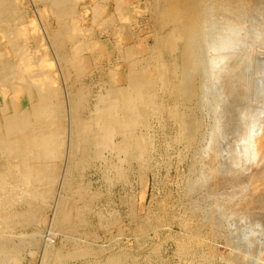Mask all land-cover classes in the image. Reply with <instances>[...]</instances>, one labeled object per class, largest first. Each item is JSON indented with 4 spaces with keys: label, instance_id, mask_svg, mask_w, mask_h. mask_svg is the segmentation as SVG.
Segmentation results:
<instances>
[{
    "label": "rangeland",
    "instance_id": "374dc122",
    "mask_svg": "<svg viewBox=\"0 0 264 264\" xmlns=\"http://www.w3.org/2000/svg\"><path fill=\"white\" fill-rule=\"evenodd\" d=\"M11 1L19 7L18 26L25 32L27 46L32 48V61L42 59V50L52 58L57 83L62 85L64 138L49 195L31 202L28 195L27 198L21 195L17 198L19 201H13L10 207L12 222L0 234H3L0 236V264H252L256 261L253 237L247 242L244 231L239 230L241 222L238 228L233 226L239 217L216 214V206L221 212L225 210V214L236 213V209L237 213L243 212L241 203L229 199V186L214 189L202 181L207 172L203 149L214 119L209 107L212 97L205 93L202 78V60L208 54L202 53L197 47L200 45H196L197 50L192 51V56L188 54V49L185 51L188 40L183 36L174 38L176 23H164L161 11L174 5L177 9L172 8L171 12L178 10L177 14L184 15L191 0H69L75 9L74 15L63 18L68 30L61 29L62 21L54 11L52 0ZM61 7L65 8L66 4ZM71 32L77 36L75 45L69 41ZM79 43L82 47L78 55L80 63L71 65L68 58L63 59L64 51L77 49ZM157 49L162 53L156 52ZM186 56L197 66L193 65L192 70L197 69V72L193 70L192 76L185 72ZM160 58L166 65L169 63L168 68L174 67L175 78L169 85H173L175 91L171 86L168 92L159 91L156 103L160 101L164 108L154 109L155 112L143 116L142 122L135 126V135L145 139V143L149 141L143 159L127 156L113 150L114 147L86 145L83 153L75 150L79 141L77 118L94 116L102 99L109 96L117 81L116 71L124 75L116 85L128 88L131 79L129 59L136 69L142 70L151 68ZM9 76V82L4 85V77L0 75V87L3 86L0 89L6 95L12 93L13 85L18 82ZM188 77H193L191 83ZM179 82L186 88L191 84L190 91L185 87L183 91L180 86L182 91L178 92ZM75 105L78 106L76 109ZM170 112L186 118V127L179 139ZM120 140V136L114 137L113 144ZM7 195L3 194L4 197Z\"/></svg>",
    "mask_w": 264,
    "mask_h": 264
},
{
    "label": "bare ground",
    "instance_id": "6f19581e",
    "mask_svg": "<svg viewBox=\"0 0 264 264\" xmlns=\"http://www.w3.org/2000/svg\"><path fill=\"white\" fill-rule=\"evenodd\" d=\"M154 1L158 2L159 0ZM12 3L11 0H0V75L4 77L2 82L4 85L9 82V75L18 81L13 85L11 94L6 95L5 91L0 89V234L2 229L12 222L11 215L13 217V214L10 212V207L13 201L21 195H28L30 202L35 198L42 200L46 194L49 195L55 181L56 160L61 155L64 138L62 123L64 105L60 93L62 85L59 86L57 83L52 58L42 50V59L32 61V48L29 49L27 46L25 32L18 26L19 7ZM51 3L55 13L61 18V29L68 30L63 18L74 15L75 8L71 5V1L52 0ZM61 4L62 6L66 4V7L62 8ZM158 4L156 5L159 6ZM188 4L185 7L184 15L183 13L177 14L178 10L171 12L174 5L171 6V9L167 5L168 9L166 10L165 7V10L161 11L164 13L162 16L164 23H176L175 31L173 30L176 32L174 38L183 36L185 40H188L187 43L185 42V51L188 49V54L190 53L192 56L194 54L192 51L197 50V47L201 48L202 53L208 54L207 56L203 54L205 57L202 60L204 71L202 78L205 93L212 97H210L212 101L209 107L214 119L209 128L208 141L203 149L204 168L207 172L202 181L209 186H214V189L230 187L231 191L227 196L230 197V200H238L244 211L237 213L236 209V213L225 214V210L221 212L216 204V214L221 217L225 215H228L226 217L229 218L239 217V221L234 220V228H238L237 226L241 222L239 230L244 231L243 236L246 237V240L252 236V242L256 244L257 258L256 261L252 260L254 261L252 264H264V0H191ZM21 13L23 12L21 11ZM94 14L96 13L94 12ZM68 36L69 41L74 44L77 37L75 33L71 32ZM170 39L172 41V36ZM80 45L79 43L78 46ZM196 45L200 46L196 47ZM80 48L82 47L77 49L75 47L68 52L65 49L63 59L67 60L68 58L71 65L77 66L80 63L78 57ZM173 48L175 50V47ZM159 51L160 49H157L156 52L159 53ZM197 52L200 57V50ZM190 59H186L187 64L184 59L186 65L182 63L186 67L182 69H186L187 76L197 72V69L194 68L193 70L196 71L193 72L192 67L195 65ZM165 60L167 61V59ZM167 65L160 58L151 68L141 70L136 69L134 62L129 59L128 67L131 79L128 77L130 79L128 88L116 85L117 81L122 80V76H124L123 73L121 75L116 71L115 79L117 81L112 85L109 96L102 99L94 116L86 119L77 118L79 141L74 146L75 150L83 153L86 150V145L96 148L110 147L113 149L114 147L113 150L142 160L145 151H148L146 147H149L147 145L149 141L147 140L145 143V139L142 140L135 135V126L143 116L152 113V111L155 112L154 109L162 110L164 108L163 104L159 103L160 101L156 103L159 91L165 93L170 90L169 86L175 91L173 85H169L175 78L174 65H171L173 69L168 68ZM199 66L201 67L200 64ZM190 78L188 77L189 82ZM184 84L177 86L178 92L184 91L186 88V84ZM180 86H182V90H180ZM190 86L186 89L189 90ZM188 90L185 91L188 92ZM175 100L178 101V99ZM76 107L78 106L75 105V109ZM175 112H170L169 116L174 119L178 128V138L184 133L186 118L182 117L183 115L177 116ZM116 136H120L121 140L115 145L113 140ZM209 186L208 188H210ZM4 193H8L7 197L3 196ZM236 206L240 208L238 203ZM2 235L0 236L2 237ZM246 249L248 250V247Z\"/></svg>",
    "mask_w": 264,
    "mask_h": 264
}]
</instances>
